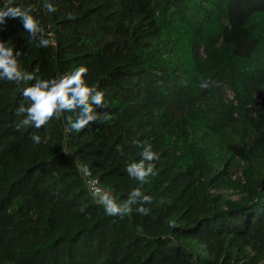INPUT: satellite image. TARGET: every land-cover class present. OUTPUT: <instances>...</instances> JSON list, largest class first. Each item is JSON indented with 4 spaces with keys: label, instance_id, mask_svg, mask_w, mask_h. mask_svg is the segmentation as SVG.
Wrapping results in <instances>:
<instances>
[{
    "label": "trees",
    "instance_id": "trees-1",
    "mask_svg": "<svg viewBox=\"0 0 264 264\" xmlns=\"http://www.w3.org/2000/svg\"><path fill=\"white\" fill-rule=\"evenodd\" d=\"M11 3L31 5L52 40L39 48L6 18L0 40L22 67L52 79L86 65L112 119L17 130L26 85L0 80V264H264V0ZM133 140L160 157L150 213L107 216L88 183L127 199Z\"/></svg>",
    "mask_w": 264,
    "mask_h": 264
},
{
    "label": "clouds",
    "instance_id": "clouds-1",
    "mask_svg": "<svg viewBox=\"0 0 264 264\" xmlns=\"http://www.w3.org/2000/svg\"><path fill=\"white\" fill-rule=\"evenodd\" d=\"M44 8L47 13L57 11L50 2H46ZM32 13L31 5L13 6L11 0H8L4 7L0 8V25L6 24V18L19 19L29 34V42L36 41L37 47L46 48L52 40L46 38L45 29ZM21 55V51L0 40V80L12 82L17 86L26 85L22 89V97L30 102L27 106L22 102L15 110L16 116L22 117L15 125L17 130L28 126L40 129L52 119L60 120L63 117L65 128L69 132L79 133L90 124L107 123L112 119L107 110L109 105L105 102V93L97 86H90L85 79L89 72L86 65H80L58 78L42 79L38 78L35 72H29L22 67L18 60ZM33 81L34 83H30ZM211 83L202 80L199 86L207 89ZM101 109L103 111H100ZM64 113H76V116L75 118L64 116ZM30 138L34 145L42 142L41 136L36 133H32ZM133 143L141 149L140 159L128 163L125 170L131 179L137 181V187L130 191L127 199L120 201L107 191L101 192L100 189L93 191V197L98 199L107 216L123 219L133 211L145 216L150 213V208L145 205L152 204L154 198L144 193L143 186L149 183L150 177L156 175L155 162L160 157L147 141L133 140ZM115 150L121 155L124 154L122 145H117ZM85 172L88 170L85 169ZM158 203H165V199L161 197ZM81 211H84L83 206ZM169 224L175 227L173 221Z\"/></svg>",
    "mask_w": 264,
    "mask_h": 264
},
{
    "label": "built area",
    "instance_id": "built-area-1",
    "mask_svg": "<svg viewBox=\"0 0 264 264\" xmlns=\"http://www.w3.org/2000/svg\"><path fill=\"white\" fill-rule=\"evenodd\" d=\"M224 95H225V97H227L228 99H232V93H231L230 90H228V89L224 90ZM88 188H89L90 192L92 193V195H93V191L96 190V189H100L101 192H102V190H103L101 187H99V186L97 185V183H96L95 180H93V181H89V183H88Z\"/></svg>",
    "mask_w": 264,
    "mask_h": 264
}]
</instances>
